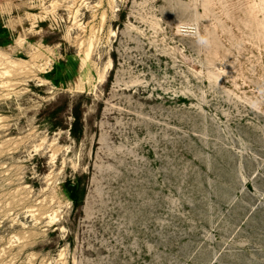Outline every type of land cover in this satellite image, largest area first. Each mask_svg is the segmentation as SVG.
I'll list each match as a JSON object with an SVG mask.
<instances>
[{
    "label": "rangeland",
    "instance_id": "rangeland-1",
    "mask_svg": "<svg viewBox=\"0 0 264 264\" xmlns=\"http://www.w3.org/2000/svg\"><path fill=\"white\" fill-rule=\"evenodd\" d=\"M0 264H264V0H0Z\"/></svg>",
    "mask_w": 264,
    "mask_h": 264
},
{
    "label": "trees",
    "instance_id": "trees-1",
    "mask_svg": "<svg viewBox=\"0 0 264 264\" xmlns=\"http://www.w3.org/2000/svg\"><path fill=\"white\" fill-rule=\"evenodd\" d=\"M79 107H80L79 103L74 106V110H73L74 121L70 127L71 134L75 138H79L80 135H82V132L84 129L83 123H82V112L79 109ZM68 183H69L67 186L68 193L71 197V200L74 204V207L77 208L84 201V199L82 197L84 192L82 190H80L81 188L78 187L77 183L72 182V181H69Z\"/></svg>",
    "mask_w": 264,
    "mask_h": 264
}]
</instances>
